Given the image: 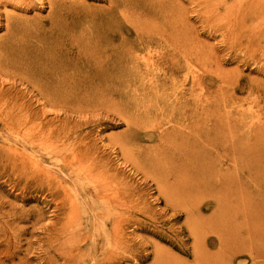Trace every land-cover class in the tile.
<instances>
[{
  "label": "rangeland",
  "instance_id": "rangeland-1",
  "mask_svg": "<svg viewBox=\"0 0 264 264\" xmlns=\"http://www.w3.org/2000/svg\"><path fill=\"white\" fill-rule=\"evenodd\" d=\"M205 1L213 4L218 0H179L182 7L196 15L190 14L189 20L197 30L192 35L194 40L184 37L168 39L171 50H196L206 45L215 47L221 61L217 64L213 58L211 69L228 71L231 86L235 87L239 82L245 84L246 89L236 95L242 98V105L234 108L229 100L226 107H217L215 104L222 101L227 85L221 89L212 85L210 89L204 90L197 85L200 79L190 87L189 78L184 72L174 76L176 88L170 89L168 93L183 97L184 101L195 98L204 104L214 103L212 109L205 114L206 119H212L218 112L231 119L238 118L236 115L246 108L248 111L243 116L242 126H238L237 135L244 138L247 134L245 128L250 126V138L255 135L252 141L256 143L255 146H260L264 135V101L257 104L255 97L247 98V88L250 80L264 82V73L254 71L256 67H261L260 71L264 70V43H255L258 47L255 59L257 63L248 58L254 47L246 45L241 52L236 51L237 49L235 52L226 50L231 39L222 29L216 30V26H220L222 21L213 15L218 16L220 10L212 14L211 6ZM72 2L84 5L94 17L87 18V13L69 20L67 27H63L60 18L71 9ZM232 5L233 8L227 9L235 15L236 7L234 8L233 3ZM108 6L106 0H0V63L8 65L7 69H0V87L8 89L16 82L17 89L25 91L26 84L22 85L19 78L12 77L11 74L26 71L23 73L29 78L32 69H39L38 63L32 62L26 68L20 65L13 58L14 45L30 42L31 46L55 49L54 54L57 56L63 54L57 49L59 42H69L71 38L97 41L102 38L97 29L104 17H107L105 8ZM125 10L127 17L123 19L119 14L117 25L128 26L130 21L137 19L139 6L136 3H127ZM207 12H210L209 15ZM225 14L227 13H221L219 17L225 18ZM245 18L244 29L252 24L251 15ZM159 22V19L155 21L156 24ZM203 26L215 30L203 29ZM133 37L134 35L128 39H120L123 50L134 55L144 53V46L141 45L140 48L138 45L145 42L137 41L135 44L132 42ZM252 39L243 38L247 41ZM118 42L117 39L116 43ZM148 43L147 39L146 44ZM151 43L153 47L168 45L158 37L151 39ZM132 44L135 46L132 47ZM144 55L148 57L147 53ZM238 55L240 61L231 62ZM224 59L230 61L223 62ZM83 61L75 60L65 71L77 76L85 75L94 64L84 66ZM41 73L47 75L49 72L42 70ZM76 88L77 86L70 89L74 91ZM28 89L29 96L25 101L30 126L39 125L38 129L42 127L45 133L49 130L61 131V141L55 135L51 139H58L57 146L60 147L84 141L93 152L103 157V162H108L114 182L121 184L122 189H119L118 194L122 201L119 207L109 210V217L120 221L121 235L124 236L126 245L132 244L142 254L133 253L130 249H126L127 252L121 250L123 256L118 264H234L240 261L241 264H264V257L252 258L256 251L264 253L262 150L253 154L237 153L233 157L231 182L228 180L226 166H221L215 160L209 140L212 131H208L206 127L200 130L203 141L195 155L194 150L185 145L183 138L187 130L175 116L177 112L172 113L168 123L144 116L142 109L152 103L147 105L145 100H155L152 93L149 98L141 94L140 90L132 91L114 85H90L87 88L82 86L85 94L74 100L53 92H48L47 98L38 100L30 93L32 84H29ZM15 91L14 89L12 95ZM255 93L263 94L264 89L255 85ZM226 94L229 96L230 90ZM125 117H129L130 121H126ZM173 129L177 132L170 134ZM23 135L13 137L10 142L22 144ZM132 135L136 136L135 141L130 140ZM179 146H184L185 153L191 154L190 159L180 163L171 157L156 156L162 149ZM30 153L32 158L29 163L24 164L28 170H49L56 173L59 180H64L67 172L49 160L48 155L38 158L33 155L34 151ZM15 168V173L22 170L20 162ZM10 170V165L4 166L0 161V204L3 205L0 210V264H64L66 258H71L69 264H94L95 261L91 259L93 255L87 256L89 251L79 246L77 237H70L64 228L69 220H83L79 193L70 196L77 209L71 215L69 197L66 196L68 205L59 209L58 205L64 200L63 194L54 198L46 186L42 187L43 190H38L35 185L23 191V183L16 186L17 180ZM98 174L99 171L90 174L86 181L90 183L98 180ZM28 175L30 179L33 178V174ZM125 186L129 188L127 193L123 189ZM176 205H186L191 216L184 213L182 218L175 219L172 215ZM10 212H15L16 215L9 216ZM29 212L31 215H28ZM191 225H200V230L191 232ZM180 227H183L182 233L176 234L173 230ZM229 229L233 235L227 240L225 233ZM217 233H220L222 245L209 248L203 255L195 252L197 240L202 242L205 237L218 240ZM140 241L144 246H141ZM92 243H95L93 246L105 245L107 241L99 239ZM143 254H147V258H142ZM205 256L207 257L204 259Z\"/></svg>",
  "mask_w": 264,
  "mask_h": 264
},
{
  "label": "bare ground",
  "instance_id": "bare-ground-1",
  "mask_svg": "<svg viewBox=\"0 0 264 264\" xmlns=\"http://www.w3.org/2000/svg\"><path fill=\"white\" fill-rule=\"evenodd\" d=\"M124 1L126 2L124 3ZM106 2L109 4L105 8L107 17H104L103 23L97 29V32L102 34L101 39L84 41L82 38H71L69 42H59L57 49L63 54L57 56L54 54L55 49L52 48L39 45L31 46L30 42L16 44L13 48L15 53L13 58L24 68L30 67L32 62L38 63L39 69L38 71L32 69V75L29 78H26V74L23 73L26 71L11 74L12 77L19 78L22 85L26 84L25 89L27 91L17 89L16 82L8 89L0 87V161L4 163V166L10 165L11 174L17 180L15 185L18 186L23 183V191L28 190L31 185H35L38 190H43L42 187L46 186L51 191L50 195L54 198H58L63 194L64 200L58 205L59 209L68 205L66 196L69 197L71 215L77 209L70 196L71 194L75 195L76 192L79 193L83 220L81 222L78 220L70 222L69 220L64 228L70 237H77L76 242L79 246H82L85 251H89L88 255L86 253L87 256L93 255L91 259L95 261L94 264H118L123 256L121 250L127 252L126 249H130L133 253L142 254V251L140 252L132 244L126 245L125 238L121 235L122 226L120 221L109 217V210L119 207V203L122 201L121 195L118 194L121 184L114 182V177L108 168V162H103V157L101 158L97 152H93L91 147L84 141L80 144L60 147L57 146V142L61 141V131L49 130L45 133L42 127L38 129L39 125L30 126L31 120L28 117L27 102L25 101L29 96V84H32L33 87L30 93L34 94L38 100L42 97L47 98L48 92L74 100L77 96L85 94L82 92V86L87 88L90 85H114L132 91L140 90L141 94L147 97L152 93V98L155 97V100H151L150 97V99L145 100L147 105L150 102L152 103L149 106L145 105L147 107L142 109L144 110V116L148 119L168 123L172 118V113L177 112L175 116L183 122L184 128L187 130L183 138L185 145L187 148L194 150L195 155L199 152V145L203 141L200 130L206 127L208 131H212L209 140L216 157L215 160L221 166H226L229 172L228 180H231V182L232 159L237 153L253 154V152L260 150L264 153V135L260 146H255L256 143L252 141L255 135L250 138L252 135L250 132L248 133L250 126L245 128L247 131L245 139L237 135L238 126H242L243 116L248 111L246 108L243 107L244 109L236 115L239 119L235 117L231 119L221 112L216 113L212 119H206L204 116L212 109L211 106L214 103L204 104L195 98L184 101L183 97L171 96L168 93L170 89L174 90L176 88L174 76L184 72L185 76L189 78L190 87L200 79L201 81L197 85L204 90L210 89L212 85H217L218 89L227 85L222 101L215 104L217 107H226L229 100L234 108L242 105V98L236 95L246 89L245 84L239 82L235 87L231 86L228 71L220 68L211 69L213 58H215L217 64H220L221 61L216 54L215 47L206 45L196 50H171L168 39L184 37L185 39L194 40L192 35L197 28L189 20L190 14L196 16L192 11L182 7L179 0H106ZM205 2L211 6L210 12L212 14L218 10H220L219 14L227 13L225 14L226 19L224 17L220 18L221 15L218 13V16L213 14L215 18L222 21L220 26H216V30L222 29L231 39L226 50L235 52L234 50L237 49L236 51L241 52V49L246 45L254 47L248 58L256 62L258 47L255 46V43L257 44L258 41L264 43V0H232L234 8L236 7L235 15L227 9V7L233 8L230 0H218L213 4L209 1ZM127 3H136L139 6L137 19L130 21L128 26L117 25L119 14L123 19L127 17L125 15ZM70 8L67 14L62 15L60 18V24L63 27H67L66 24L69 20L72 21L74 18L89 13V10L82 4L78 5L72 2ZM210 12H207V15ZM247 15L252 16V24L244 29V20H246ZM92 17L94 15L89 13L87 18ZM157 19L160 20L158 24L155 23ZM206 28L203 26V29ZM207 29L215 30L212 28ZM132 35H134L133 43L136 44L137 41L145 42L138 45L140 48L144 46V53L134 55L123 50L120 39H128ZM155 37L163 39L168 45L153 47L151 39ZM248 37L253 39L250 41L243 40V38ZM117 39L119 40L118 43H116ZM147 39L149 40L148 44H146ZM134 46L132 44V47ZM163 48L165 50H162ZM145 53L148 57L144 55ZM75 60H84V63L82 62L84 66H89L91 63L94 65L82 76H77L68 70L66 72L65 68ZM233 60L240 61L239 55L231 62ZM222 61L229 62L230 60L224 59ZM7 66L6 63H0V69H7ZM256 68L254 71L264 73V70L260 71L261 67ZM42 70L49 73L44 75L41 73ZM255 85L264 89V82L250 80V85L247 88V98L249 96L255 97L258 104L264 101V93H255ZM76 86L77 88L74 91L70 89ZM14 89L16 91L12 95ZM228 90H230L229 96L226 94ZM35 92L37 93L35 94ZM2 116L4 117L2 118ZM125 118L126 121H130L129 117ZM176 132L177 130L173 129L170 134ZM192 132H195V134H191ZM21 133H25V135ZM20 135L24 136L22 144H12L10 142L13 137ZM54 135L59 140H51ZM139 138L141 139V137ZM135 139V135L130 137L132 141H135ZM141 147L143 146L141 145ZM183 148L184 146L174 147V149H162L156 156L171 157L174 161L181 163L191 158V154L185 153ZM31 151H34L33 155L38 158L44 154L45 156L48 155L49 160L54 161L57 167L67 172L63 178L64 180H59L56 173L49 170H28L24 164L29 163L32 158ZM18 162H20L22 170L15 173L17 170L15 165ZM6 171L4 170V172ZM96 171H99L98 180L87 182L86 179L90 177V174ZM28 173L33 174L32 179H30ZM123 189L126 193L129 190L126 186ZM2 208L3 205L0 204V210ZM184 213L191 216L186 205H176L172 216L175 219H180ZM14 215H16L15 212L9 213V216ZM28 215H31V212ZM190 230L191 232L200 230V225L196 227L191 225ZM173 231L176 234H181L183 227ZM225 234L228 237L227 240H230L233 232L229 229ZM159 235L163 236L161 233ZM217 235L219 240L220 233H217ZM99 239H105L108 245L106 243L105 245L96 244L93 246L95 243L92 242ZM218 240L213 237H205L202 242L197 240L198 244L195 252L203 255L204 251L209 248L215 247L217 244L222 245V241ZM140 244L144 246L142 241H140ZM93 249L94 252H92ZM147 256V254L141 255L142 258H147ZM260 257H264L263 252L256 251L252 254L253 259ZM70 261L71 258H66L64 264H69ZM241 263L240 261L234 264Z\"/></svg>",
  "mask_w": 264,
  "mask_h": 264
}]
</instances>
